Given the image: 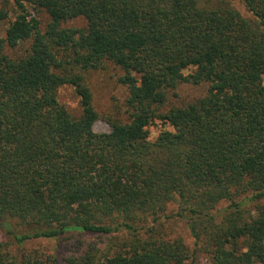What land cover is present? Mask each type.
<instances>
[{"label":"trees","instance_id":"trees-1","mask_svg":"<svg viewBox=\"0 0 264 264\" xmlns=\"http://www.w3.org/2000/svg\"><path fill=\"white\" fill-rule=\"evenodd\" d=\"M240 1L252 19L223 0H0V22L15 13L0 37V232L19 246L115 236L65 264H264V0ZM76 19L86 28L64 27ZM106 64L126 118L96 133L88 76ZM182 85L206 90L174 104ZM156 121L172 131L150 141ZM170 205L195 252L158 224ZM3 246L0 264H43Z\"/></svg>","mask_w":264,"mask_h":264},{"label":"rangeland","instance_id":"rangeland-1","mask_svg":"<svg viewBox=\"0 0 264 264\" xmlns=\"http://www.w3.org/2000/svg\"><path fill=\"white\" fill-rule=\"evenodd\" d=\"M218 3L220 0H212ZM234 9L240 12V14L246 19H252V15L246 9L244 4L240 0H223ZM29 12L36 16L41 23V29L44 30L49 18L44 11H35L32 7H28ZM15 13L12 12L9 20L0 22V37H5V31L11 21L14 20ZM87 23L84 19H76L70 21L64 25L68 28H81L85 29ZM188 73V72H186ZM122 72L113 65L106 64L103 69L91 72L88 76L89 85L93 92L94 107L99 114V120L94 124L93 130L96 133H109L110 126L106 121V118L115 117L119 119L126 118V97L127 91L119 83V77ZM206 88L204 86L194 87L188 85H182L177 90V97H173L174 104H182L188 101H192L195 98L204 94ZM58 100L60 104L66 107V109L73 115L79 116L81 113L79 98L76 95L74 89L71 86H64L58 92ZM149 140L155 141L160 133L164 131H172V128L168 124H163L156 121L152 126L148 128ZM176 207L170 205L167 211V218L161 219L160 224L162 231L173 238H181L185 245L191 252L197 250L195 241L192 238L186 223L175 217ZM115 237V236H113ZM113 237H99L93 235H66L58 240H33L25 243L23 246H19L9 237H6L0 232V243L4 246V250L9 252L10 255L16 258H21L23 255L33 256L42 261L43 264H65L66 259L78 252L83 251L88 244H98L103 253H106L111 244ZM196 264H212L209 257L196 251Z\"/></svg>","mask_w":264,"mask_h":264}]
</instances>
